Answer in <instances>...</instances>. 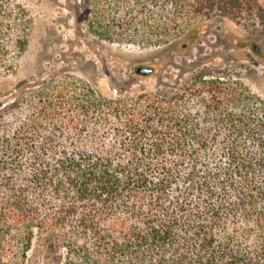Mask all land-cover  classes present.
<instances>
[{
  "label": "trees",
  "instance_id": "16d2710c",
  "mask_svg": "<svg viewBox=\"0 0 264 264\" xmlns=\"http://www.w3.org/2000/svg\"><path fill=\"white\" fill-rule=\"evenodd\" d=\"M84 1L100 37L115 27L167 44L216 19L264 32L259 0ZM6 15L0 0V52L21 25ZM209 75L171 97L107 99L79 80L9 92L0 264H26L34 238L59 264H264V100Z\"/></svg>",
  "mask_w": 264,
  "mask_h": 264
},
{
  "label": "rangeland",
  "instance_id": "374dc122",
  "mask_svg": "<svg viewBox=\"0 0 264 264\" xmlns=\"http://www.w3.org/2000/svg\"><path fill=\"white\" fill-rule=\"evenodd\" d=\"M3 4L5 21L12 22L18 13L21 25L11 23L2 36L0 102L9 101L8 93L18 84L44 89L63 80L82 81L107 99L143 93L171 97L204 70L210 74L207 77L236 83L264 100V32L259 28L246 32L216 19L189 40L151 44L139 41L147 36L141 31L112 27L108 37L95 35L86 24L84 0H3ZM259 4L264 7V0ZM18 37L25 40L21 52L14 47ZM137 67L152 73L138 75ZM29 92L21 93L27 104L32 99ZM43 251L34 238L26 264H59Z\"/></svg>",
  "mask_w": 264,
  "mask_h": 264
},
{
  "label": "water",
  "instance_id": "95a60500",
  "mask_svg": "<svg viewBox=\"0 0 264 264\" xmlns=\"http://www.w3.org/2000/svg\"><path fill=\"white\" fill-rule=\"evenodd\" d=\"M252 47L254 52H257L256 47L254 45ZM135 73L142 76H148L152 73V70L144 67H137Z\"/></svg>",
  "mask_w": 264,
  "mask_h": 264
}]
</instances>
